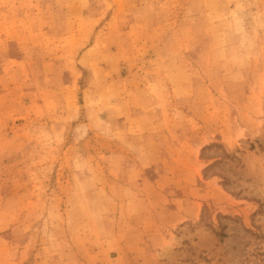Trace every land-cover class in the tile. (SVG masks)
Returning a JSON list of instances; mask_svg holds the SVG:
<instances>
[{
    "label": "rangeland",
    "instance_id": "1",
    "mask_svg": "<svg viewBox=\"0 0 264 264\" xmlns=\"http://www.w3.org/2000/svg\"><path fill=\"white\" fill-rule=\"evenodd\" d=\"M0 264H264V0H0Z\"/></svg>",
    "mask_w": 264,
    "mask_h": 264
}]
</instances>
